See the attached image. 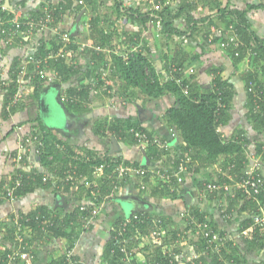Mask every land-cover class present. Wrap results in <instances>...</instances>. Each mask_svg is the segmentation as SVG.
Here are the masks:
<instances>
[{
    "label": "crops",
    "instance_id": "obj_1",
    "mask_svg": "<svg viewBox=\"0 0 264 264\" xmlns=\"http://www.w3.org/2000/svg\"><path fill=\"white\" fill-rule=\"evenodd\" d=\"M133 1H131V5L123 1L122 8L119 10L114 6V0H99L97 12H93L90 7H81L76 13L72 9L66 10L62 20L55 25L57 31L52 36L51 42H47V46L52 41L57 42L61 31L69 32L75 36L74 40L78 44H95L90 37V21L93 13H98L97 15L100 18L98 27L102 28L105 34H112L109 42L110 46H108L109 44L103 46L100 51L101 55L96 56V53L92 52V55L97 58L93 57L90 51L82 52L78 63L83 73L77 79L74 78V81L68 83L55 82L60 78L52 72L51 78L43 81L41 91L38 94L34 93L33 87L30 86L27 95L21 102L22 104L17 106L16 109L14 108L15 111L11 114L5 116L2 113L4 87L9 84L10 75L23 63L25 56L28 54L26 48L31 45L32 38L29 37L25 41H18L13 44H6L1 38L0 184H3V186L0 191H6V187L11 184L10 182L16 171L22 173L31 171L34 174H42V180L45 181L48 178L50 184L43 185V182L39 185L34 183L31 190L24 194H14L13 196L5 194L0 199V252L6 250V246L3 245L2 241L9 247L6 253L8 254L19 247L20 239L22 245L25 246V251L28 253L27 257L18 258L20 264H54L65 253L68 245L71 244L73 255L80 261V264H106L110 258V252H115V248L107 253L105 250L109 232L114 222L116 221V224L121 223L126 217L139 212L136 211L130 214V210L133 208L129 199L131 198L139 201L142 213L146 212V215L151 219L162 220L161 216H165V221L168 222V227L166 225L168 232L171 229L178 230L175 242H172V239L169 242L176 257L188 259L193 253L199 251L198 240L201 241L202 239L199 232L194 231L196 229L188 217L190 210L197 209L199 212L204 213L209 228L214 233L226 235L229 240L220 251H209L206 255H203L197 264H218V262L220 264L222 261L223 264L227 260L224 258L226 255L224 251L226 250V253L230 252L232 248L240 249L242 257L246 260L244 264H261L264 260V248H252L257 245L253 243L250 246L251 249L248 250L249 247L243 242V239L249 238L250 234L249 227L244 228L241 223L249 217L250 212L247 208H242L243 201L237 197V193H240L237 185L242 179L243 170L239 171L242 175L239 172L231 173V166L224 164L223 158H219L215 162H206L204 154L198 155L195 149L185 152L181 156L182 159H185V163L183 162V170L178 173L181 176V181L175 183L176 187L174 186L177 193V197L174 199L161 194L151 195L150 190H153V188L158 189L160 184L153 181L146 184L140 176L134 175L116 179L111 176V172L107 173L105 171L103 176L92 173L93 178L89 179L87 174L78 171L76 161H82V159L90 161L91 157L97 158L99 156L103 158L104 155L120 156L122 161L126 163L127 160L131 162L139 160L140 165H144L143 157L140 156L141 148L144 147L116 140L115 135H112L113 133L109 129L106 131V136L95 134V126L100 121L105 123L107 120L108 123L112 119L124 120L125 118H131L136 122H141L153 134L161 137L165 136L170 141L168 134L173 127L162 116L167 108L174 104V98L169 94L152 99L134 91V94L128 98L122 94V81L112 78L107 79L109 85L106 90L98 88V95L94 93L92 100L84 102L85 109L87 108L88 111L69 112L64 107L63 100L61 101L62 97L65 96V89L69 86V83L87 84L91 81V73L88 72V70L90 71L89 67L94 66L99 70H103L108 62H112L111 53L121 54L131 48L142 50L145 53L148 50V53L154 54L156 58L154 59V66L160 75V79L164 80L168 75L170 76L169 70L165 71V67L169 68V65L172 64V57H176V55L186 64L182 69L183 76H181L185 78L192 74L193 78L203 85V88L209 87L213 78L207 74V69L211 66L222 67L220 74L224 79L231 82L233 96L229 111L230 119L221 125L219 130L227 137L232 135L235 137L238 132L244 135L246 140L244 148L248 160L256 153L257 145L264 141V132L257 134L247 116L248 99L244 82L241 79V74L252 69L253 65L246 58L234 67L230 58L225 54L222 40H214L213 38V36L218 37L213 31L219 28L225 30V26H228L225 24L231 21L230 15L218 16V9L215 7L216 2L220 3L222 7L226 6L230 9L237 8L241 10L246 9L249 3L255 2L260 5L248 11V19L251 29L259 38L264 39V0H191L193 4H196L194 12L196 17L212 15L209 20L211 26H205L208 27L206 29L212 35V43L204 49H198L199 46L195 43H189L186 37V41L182 40L184 35L169 37L166 33L161 32V24L158 21L143 24L131 20L122 11L123 7L139 8L143 11L151 9L148 0ZM13 2L11 8L4 9L11 10L16 6L17 9L15 10L20 7L21 11L29 15V12L35 11L41 6L46 8L49 5H58L59 0H27L24 7L17 4L18 0H13ZM178 3L179 0H172L170 6L176 8ZM175 25L184 28L183 18L178 19ZM202 30H204L203 26L195 33V40L198 43L204 42V34L207 33L201 32ZM37 44L36 42L34 45ZM180 49L183 50L181 54H179ZM160 54L161 59L158 57ZM195 58V61H189ZM54 117L57 119L56 121L53 119ZM36 118L40 119L46 129L55 135V138L63 142L56 144L57 153L61 154L62 159L67 160L66 170L62 174L59 172L62 163L57 166L54 163L55 166L53 165L54 167L49 170L40 163L35 155L29 152L30 150L26 152V156H23L22 161L16 160L18 144L25 135L35 130L34 126L38 125ZM113 137L115 138V144L112 150L111 140ZM176 143L177 140H171L170 156H164L161 159L162 161L160 159L158 161L162 163L164 169H169L172 166L168 157L175 159L176 154L181 153V148L179 149ZM102 177L110 179V191L103 196L98 207V213L95 209L92 212L90 211L92 214L82 220V225L77 228L76 233H70V229H68V225L72 222L67 225L68 227H65L69 238L65 235L56 236L46 231L43 223H38L37 227L30 225L28 215L36 210L38 215L36 214L34 218L37 219L39 217L37 210L40 207L45 209L48 219H51L59 214L70 213L76 205L88 202L89 198L95 196L100 190L99 179ZM115 180H117L118 187L114 189ZM55 182L59 183L56 185ZM60 182L62 184L70 182L69 191L63 192L64 185H61ZM215 182L226 186L228 191L210 192L205 189L206 184ZM142 183L146 185L144 190L140 188ZM88 187L92 188L90 195L87 196L86 191L80 192L81 189ZM102 190L104 191L105 188ZM231 193L236 196L231 197ZM185 196H190L187 201ZM94 211L95 215H93ZM119 217L121 218L118 220ZM23 222H26V224ZM9 226L14 229L10 228L13 230L5 231ZM129 228L130 234L128 236L134 235L132 227ZM48 232L49 234H47ZM168 237H172L170 232ZM177 243H182V245L176 248ZM156 249L153 246V252H150L146 244L139 249L135 238L127 245V254H121L115 264H141L143 258L149 259L154 256L155 259L159 251ZM160 253H162V249H160ZM124 256L129 258L124 260ZM215 257L218 262H214ZM158 260L160 259L158 258Z\"/></svg>",
    "mask_w": 264,
    "mask_h": 264
},
{
    "label": "trees",
    "instance_id": "obj_2",
    "mask_svg": "<svg viewBox=\"0 0 264 264\" xmlns=\"http://www.w3.org/2000/svg\"><path fill=\"white\" fill-rule=\"evenodd\" d=\"M26 1L27 0H18L17 4L21 5V7H24ZM79 1L80 0H59L58 5H49L46 8H43L41 6L37 10L29 12V15L26 16L38 17L48 14L52 19L51 26H55L59 21L62 20L64 14L66 13V10L72 9L76 13L81 9V7H90L93 12H97V5L99 3V0H83L82 3H79ZM10 3L13 4V0H10ZM122 3L123 0H114V6L118 10L122 8ZM220 5L221 4L218 2L215 3V7L218 9V16H231V21L226 23L225 25H233L239 41V45L236 46L233 45V43H228V45L224 48L225 54L230 58L234 67H236L241 61L246 58H248L251 62V65H253L252 69H249L241 74V79L244 82V87L246 89L248 99L246 106L247 116L256 133L261 134L264 132V105L261 104V106L256 107L254 101L255 96L253 95L252 91L248 90L250 83L254 84L256 91L257 89L264 88V39L259 38L251 29V24L248 19V11L254 9L255 7H258L260 4L251 2L248 4L246 9L242 10L237 8L230 9L226 6L222 7ZM15 9H17L16 6H14L13 9L9 10L4 9L3 6L0 5V27L2 25L4 27H8V23L2 24L1 22H6L8 19H10L14 15L13 13ZM195 10L196 4H193L191 0H179L176 8H172L170 5H168L164 6L160 10L148 9L143 11L139 8L123 7L122 11L127 15V17L138 23L144 24L146 22L158 21L161 24V32L166 33L169 37H181L182 35H184L189 40V43H195L197 46H199L198 49H204V47H207L212 43V40H208V37L211 35V33L206 29L208 27H205L207 25L209 27L211 26V22L209 20L211 19L212 15L196 17L194 14ZM97 14L98 13H93V17H91L90 21V37L94 40L95 43L93 45L101 48L103 46H107L108 44V46H110L109 42L112 38V34H105L104 30L98 27L100 18ZM23 17L24 16H21V19H23ZM181 18H183L185 23L184 28H179L175 25L176 21ZM201 26L204 27V30H202L201 32L204 31L207 33L204 34V42L198 43L195 40V33ZM228 26H225V28L227 29ZM223 35L218 37L213 36V38L214 40L219 39L222 41H226V37ZM1 37H3V35L0 36V40ZM70 38L71 42L68 44V47L76 49L77 43L74 40L76 37L70 34ZM51 40L52 39H50L49 42H51ZM18 41H23V39L16 38L12 41L11 44ZM43 42L44 41H42V43ZM61 45V38L59 37L57 39V42L52 41L49 46H47V42L41 44L38 48L37 53L44 55L49 52L48 50H54L53 52H55ZM87 51H90L91 55L92 52L94 54L96 53V56L102 54L100 50L97 51L95 49H89ZM181 52H183V50L180 49L179 54H181ZM92 56L95 57L94 55ZM110 56L113 68H111V71L108 72L107 79L117 78L118 80L122 81L123 96L129 98L134 94V91H136L152 99H156L164 94H169L174 98V104L167 108L166 112L162 114L165 121L173 127V129H171L168 134L170 141L165 136L161 137L157 134H153L147 129V127L143 126L141 122H136L131 118H125L124 120L112 119L111 121H108V123L107 120L106 122L104 121L105 123L100 121L99 124L95 126V134L99 136H106V131L109 129L111 133H113L112 135H115L114 137H116V140H121L123 142L126 141L127 143H130L134 146H137L139 143L130 132V128L142 131L148 136H156L162 141L168 143V146L164 148H160L153 144H148L144 148H141V158L143 157L142 149H144L147 159V164H142L143 168L147 171L146 175L143 177V182L148 184V182L150 183L151 181H153L160 184V187L158 189L153 188V190H150L151 195L161 194L170 199H174L177 197L174 186L175 183H178V178H181L180 174H178L179 172H181V164H183V162L185 163V159H182L181 156H183L185 152L191 149H195L198 155L204 154V160L206 162H215L219 158H223L224 164H226L227 166H231V173H238L239 171L245 169L249 160L247 159L245 153L246 150L244 148V145L246 144V140L244 135L241 132H238L236 133L235 137L234 135L227 137L224 136L219 130L221 125L225 124L230 119L229 111L231 108L233 96V88L231 82H229L227 79H224L220 74L222 71V67L211 66L207 69V74L211 75L213 78L210 82L209 87L203 88V85L199 84V82L193 78L192 74L188 75L185 78H183L181 75H178L177 78L179 79V82L170 79L169 75L165 80L160 79V75L158 74L154 66V59H156L155 55L151 52L148 53V50L145 53L142 50L137 49L129 53L127 59H123L122 56L115 53H111ZM158 57H160L161 59V54ZM195 60L196 58L189 61L191 62ZM171 61V63L176 64L179 68H181V70L186 65L181 59L177 57V55L176 57L173 56ZM48 68L56 71L60 79L55 82L59 83H68L74 81V78L77 79L83 73L78 61L76 64H72L62 57L49 60ZM89 68L90 71L88 70V72L91 73V83H69V86L65 89V95L68 97V99H74L73 101H63L64 107L69 112H84L87 109H85L84 102L92 100L94 97V92H92V90L98 89L102 84V81H99V77L102 71L98 68H95L94 66H91ZM168 70L169 69L165 67V71ZM17 75L18 72L16 70L13 74L10 75L8 86L4 87V108L2 111L4 116L11 114V112L15 111L14 108L16 109L17 106L22 104L20 103L17 106L13 107L9 112L5 110L9 97L13 95L16 89L15 79ZM42 83L43 81L39 78H34L31 82H28L27 85L33 87L34 93L38 94L41 91ZM185 88L187 89V93L184 92ZM95 95L98 94L95 93ZM36 121H38V125L36 124L34 126L35 130L33 131H38L39 134L42 135L43 139V149L41 151V154L38 156L40 163L46 166L49 170L50 168L55 166L54 163L56 164V166L59 163H62V168L59 167V169L61 170L59 172L60 174L64 173V170H66L67 160L60 157L61 154L57 153L58 148L56 146V144H60L63 142L55 138V135L52 134L50 130L46 129L39 118H36ZM174 139L177 140L176 145L177 147H179V149L181 148V153L176 154L175 159H172V157H168L170 159L169 162H171L172 166L169 169H164L162 163L158 161L159 159L161 160L164 156H170V150L172 148L171 140ZM262 145H264V141L260 142L257 145L255 154L262 155V158L264 160V153H262L261 150ZM194 156L195 154L193 155V157ZM110 158L122 161V158L120 156L115 157L113 155H104L103 158H100L99 156L97 158L91 157L90 161L82 159V161H76L75 163H77L78 171L80 173L87 174V178L92 179L94 166L103 161H107ZM127 163H132L133 165L140 166L139 160L133 162L127 160ZM110 170L111 168H107L105 171L108 173L110 172ZM240 175L242 174L240 173ZM42 176V174H34L31 171L29 173L16 171L12 177V181L10 182V185H15L16 180H19V184L15 185L14 194L21 195L25 192L30 191L31 186L34 183L41 185L44 182L43 185H49V179L47 178L45 181H43ZM261 176L264 177V167ZM99 181L101 187L95 196H91L89 198V201L85 202L84 204L76 205L70 213L59 214L56 217H52L50 219L52 224L47 226L45 230L53 233V235H65L69 238V234L68 232H66L65 227L70 222H72V224L70 223V225H68V229H70V233H76L75 231L77 230V228L82 225V220L88 218L92 214V210L95 209V211H97L98 213V207L100 202L102 201L103 196L108 191H110L109 187H111V181L109 178L102 177L101 179H99ZM58 183L59 182H55L56 185ZM69 183L70 182L66 184L61 183V185H64L63 192L69 191L71 187ZM2 186L3 184H0V189L2 188ZM103 188H105L104 191L102 190ZM91 190L92 188L88 187L86 189H81L80 192L86 191V195L88 196L90 195ZM3 193H6V191H3ZM237 195V197L241 198L243 201L242 208H247L250 213L255 211L256 204L254 202L245 198V196H243L241 192L237 193ZM259 198L264 202V191L261 192ZM81 206H84V209H81ZM95 211L93 215H95ZM37 212H39V217L37 219L34 218L37 214L36 210L28 215L30 218L29 222L31 223L30 225H32V227H37L38 223L41 224L42 220L48 219V215L43 207H40ZM138 213L142 215L147 214L146 212L142 213V211ZM188 213L190 216L193 215L199 219L204 216V213L199 212L197 209L190 210ZM161 217L162 220L159 225L166 229V225L168 227V222L165 221L166 217ZM120 218L121 217H119L118 220ZM115 222L109 232V238L105 246L106 253L108 251H111L112 248H115V252H110V258L109 260H107L108 262L106 264H115L118 257L122 254L120 252L118 253L117 248V240L121 241V238H115V233L120 222H118V224H116L117 222ZM23 223L26 224V222ZM241 223L244 228L249 227V225H251L250 216ZM148 225L149 224H147V222L140 224V233L147 234L149 230ZM10 228L13 227L9 226L5 231L14 229ZM132 230V232L134 233V227H132ZM49 232L47 234H49ZM169 232L172 235L171 238L168 237ZM169 232L166 229L164 242L169 243L171 242V239L172 242H175L176 233L178 232V230L171 229L169 230ZM127 233L130 234V228H128ZM127 233L125 235H127ZM243 242L247 245V247H249L248 250L251 249L250 246L253 243L257 245L252 248H264V228L261 229L256 227L255 230H252L250 232L249 238L243 239ZM2 243L4 246H6V250H4V252H0V264L5 263L6 253L9 250L7 244L5 245L3 241ZM198 244L200 245L199 249L202 248L203 240H198ZM68 248H71V244L68 245ZM156 250L159 251L158 254H156L155 259L158 260L159 258V261H162L163 259L160 257L161 253L159 247H157ZM224 252L226 254H223L225 255L224 258H226L227 260L223 264H228L230 263V261H233V264H244L246 261L244 257H242L243 255L241 254L240 249L238 250L237 248H232L230 252L226 253V250ZM73 258L76 259V257L74 256ZM151 259H154V256ZM214 259V262H216L217 258L215 257ZM64 262L65 253L59 259H57L54 264H63ZM222 262H220V264H222ZM261 264H264V260L261 262Z\"/></svg>",
    "mask_w": 264,
    "mask_h": 264
},
{
    "label": "built area",
    "instance_id": "obj_3",
    "mask_svg": "<svg viewBox=\"0 0 264 264\" xmlns=\"http://www.w3.org/2000/svg\"><path fill=\"white\" fill-rule=\"evenodd\" d=\"M124 2L131 5V1L133 0H123ZM134 2V1H133ZM151 9L160 10L164 6L171 5L172 0H148ZM82 3V0L79 1ZM51 16L48 14L44 16L38 17H30L24 16L21 19V16L15 17L13 15L10 19L3 23H8V27H4L3 25L0 27V36L3 35L2 41L6 44L12 43V41L16 38H22L23 40L28 39L31 35L36 34L38 32H43L45 30H49L50 28H55L52 25ZM217 36H225L226 41H222L224 48L228 45V43H233V45H239L238 37L235 32L233 25H229L227 29H217L213 31ZM60 38L62 45L55 51V52H48L47 54L41 55L38 54L35 49V52H30L25 56V59L19 67H17L18 75L15 79V86L16 89L8 99L6 104L5 110L9 112L13 107L17 106L21 103L23 98L27 95L29 86L27 85V81H24V77L28 78V81H32L34 78H39L40 80L44 81L46 79L51 78L52 72L55 76L58 77V74L55 70L48 68V62L51 59H56L59 57L65 58L67 61L71 62L72 64H76L78 61L79 56H81L82 52H86L88 49H95L97 51H101V47L88 45V44H78L77 48H69L68 44L71 42L70 33L66 31H61ZM213 34V33H212ZM227 34V35H225ZM182 40L186 41L185 36H182ZM208 40H212V35L208 37ZM135 51L134 48L129 49L125 53H115L122 56L123 59H127L128 54ZM114 53V52H113ZM32 68H31V67ZM105 69L101 70V75L99 77V81H102L100 85V89H107L109 82L107 80V74L113 68L112 62H108L105 65ZM31 68V69H30ZM169 74L170 79L179 82L177 78L178 75L183 76V70L179 68L176 64L169 65ZM192 71V70H191ZM248 90L253 92L255 96V106L259 107L264 105V88L255 90L254 84L250 83ZM94 93H98V89L92 90ZM184 92L187 93V89H184ZM63 101H73L74 99H68L65 95L62 97ZM130 132L134 136V138L139 143L138 145L145 147L148 144L156 145L160 148H164L168 146V143L162 141L160 138L156 136H148L146 133L142 131H138L134 128H130ZM262 153H264V145L261 147ZM18 153L16 155L17 161H22L23 156H26V152H29L35 155L37 158L41 154L43 149V139L42 135L39 134L38 131L34 132L33 130L25 135L18 144ZM264 167V160L262 155L254 154L250 157L248 164L246 165L245 169H243V176L240 182L237 185V188L240 190L241 194L245 196V198L251 200L256 204V209L252 213H250L251 225H249L250 232L255 230L256 227L264 228V202L259 198V195L262 191H264V177L261 176ZM107 168H111V176L113 178H120V177H130V176H140L144 177L147 171L143 168V165L136 166L132 163L127 164L124 161H119L114 158H111L107 161H103L94 166L93 173L98 176H103L105 174V170ZM184 166L181 164V171L183 170ZM106 176V175H105ZM115 180L113 184V188H117L118 184ZM178 181H181V178H178ZM19 184V180H16L15 185ZM15 185H9L8 188L6 187V193L0 191V199L6 194L9 196L14 195V188ZM205 189L214 192H226L228 188L219 182L206 184ZM141 189H145L146 185L144 183L140 186ZM231 197H235L234 193L230 194ZM84 209V206L80 207ZM190 216V215H188ZM191 223L194 225L193 227L199 232L202 240H203V247L199 249V251L193 253L188 259H180L179 257L175 256L174 249L171 248L168 242H164V237L166 236V230L161 227L159 224L161 222L160 219H151L147 215H142L139 213H135L131 216L125 218L122 221L117 230H116V237L117 239V248L118 251L122 254H127V245L132 242L135 238L137 239V246L138 248H143L146 244L150 246L148 248L153 250L154 247H159L162 249V253L160 257L163 259L162 261L156 259H145L141 260V264H197L200 261L203 255H206L209 251L217 252L220 251L223 246L227 244L229 241L226 235L216 234L209 228L208 220L204 216L202 218H197L193 215L189 217ZM147 222L148 225V233H140L139 225ZM43 226L47 227L52 224L51 220H44ZM135 226L134 235L128 236V228ZM127 233V235H125ZM119 237V238H118ZM139 242V243H138ZM164 242V243H163ZM18 247V246H17ZM16 247V248H17ZM25 246L22 245L21 240L19 239V247L15 250H12L11 253L6 254L5 263L4 264H20V259L27 257L28 253L25 251ZM73 251L72 248H67L65 251V262L63 264H79L80 261L78 259L73 258ZM31 257V256H30ZM124 260H127L129 257L124 256ZM228 264H233V261H230Z\"/></svg>",
    "mask_w": 264,
    "mask_h": 264
},
{
    "label": "rangeland",
    "instance_id": "obj_4",
    "mask_svg": "<svg viewBox=\"0 0 264 264\" xmlns=\"http://www.w3.org/2000/svg\"><path fill=\"white\" fill-rule=\"evenodd\" d=\"M172 4V3H171ZM15 14V17H19V16H26L28 14L24 13L23 11H21V8L19 7L18 10H15L14 12ZM91 17V16H90ZM53 32V34H52ZM55 28H50L49 30H45L43 32H38L36 34H33L31 35V38H32V42H31V45L29 47L26 48V52L27 53H30V52H35V49L37 50L39 48V46L43 43H46L48 41H50V39L52 38V36L55 34ZM52 34V35H51ZM27 39V38H26ZM42 41H44L42 43ZM38 43L37 45H34L35 43ZM47 47V46H46ZM49 52H53L52 50H48ZM26 53V54H27ZM24 81H27L28 82H31V81H28V78L27 77H24ZM30 87V85H28ZM55 121L57 120L55 117L53 118ZM62 120V119H61ZM60 120V122H61ZM59 121V120H58ZM196 233L197 230H194ZM193 231V232H194ZM178 245H176V248L177 246L180 247L182 245V243H177ZM148 250L151 252L152 250L150 248H148Z\"/></svg>",
    "mask_w": 264,
    "mask_h": 264
},
{
    "label": "water",
    "instance_id": "obj_5",
    "mask_svg": "<svg viewBox=\"0 0 264 264\" xmlns=\"http://www.w3.org/2000/svg\"><path fill=\"white\" fill-rule=\"evenodd\" d=\"M0 4L3 6V8H11V3H10V0H0ZM78 19H79V16H78ZM115 138L113 137L112 140H111V149L113 150V147H114V144H115ZM142 153H143V159H144V164H147V159H146V156H145V150L142 149ZM190 196H185V199L187 201V199H189ZM131 200V204H132V209L130 210V214L136 212V211H141L142 210V207L140 206L141 204L139 203L138 200H133L131 198H129ZM137 201V202H136Z\"/></svg>",
    "mask_w": 264,
    "mask_h": 264
},
{
    "label": "clouds",
    "instance_id": "obj_6",
    "mask_svg": "<svg viewBox=\"0 0 264 264\" xmlns=\"http://www.w3.org/2000/svg\"><path fill=\"white\" fill-rule=\"evenodd\" d=\"M151 246V245H150ZM150 246H148V247H150ZM152 250V249H151ZM151 252H153V250L151 251Z\"/></svg>",
    "mask_w": 264,
    "mask_h": 264
}]
</instances>
